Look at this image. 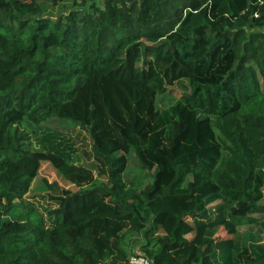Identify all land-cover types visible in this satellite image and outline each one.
I'll list each match as a JSON object with an SVG mask.
<instances>
[{"label": "trees", "instance_id": "obj_1", "mask_svg": "<svg viewBox=\"0 0 264 264\" xmlns=\"http://www.w3.org/2000/svg\"><path fill=\"white\" fill-rule=\"evenodd\" d=\"M65 1L0 0V264H264V0Z\"/></svg>", "mask_w": 264, "mask_h": 264}, {"label": "rangeland", "instance_id": "obj_2", "mask_svg": "<svg viewBox=\"0 0 264 264\" xmlns=\"http://www.w3.org/2000/svg\"><path fill=\"white\" fill-rule=\"evenodd\" d=\"M92 0H66L63 3L58 4H48L46 7V10L48 14L57 15L61 12H67L70 10L75 4L79 3L82 5H87V7L90 5ZM264 30V29H263ZM188 83L186 81H181L178 83H175L173 86H169V89L166 93L160 94L158 96L157 102L159 104L160 108H167L168 106L172 105L176 102L178 98H180L184 92L188 91ZM57 123V122H55ZM61 123L52 124L56 126H60ZM56 126H39L37 130V136L33 137L32 139V147L33 149H44L45 151L54 150L57 151L56 148L61 147V150H68L69 153L73 156V159L76 163H88L90 165H94V157H93V147H92V140L90 138L89 133L86 130L81 129L79 126L77 127H56ZM54 146V147H53ZM129 165L130 166H136V156L132 153L129 155ZM48 166H43L42 174H47L49 171ZM129 172V171H128ZM54 174V173H53ZM41 175V174H40ZM56 174L50 175V178L52 179L55 177ZM42 176V175H41ZM128 179L132 177V175L129 173H126L125 175ZM58 178V176L56 175ZM61 180V179H59ZM62 181V180H61ZM63 184H68L62 181ZM91 185H86L83 187V189L90 188ZM45 190L44 185L42 184V181L39 180L34 185V189L25 196L24 204L27 206L26 208H31L32 205L36 206L39 210L41 209V212L45 216V218H48L47 216V208H51V203H48L47 197L45 196H39L37 193L42 192ZM55 207V206H53ZM24 210L20 211V214L22 215ZM219 214L214 212V217L218 216ZM50 219V218H49ZM48 224H50V220H47ZM240 229L244 232L247 229H249L248 226H241ZM255 229V228H254ZM133 250L135 254H138L141 252L139 245L133 246Z\"/></svg>", "mask_w": 264, "mask_h": 264}, {"label": "built area", "instance_id": "obj_3", "mask_svg": "<svg viewBox=\"0 0 264 264\" xmlns=\"http://www.w3.org/2000/svg\"><path fill=\"white\" fill-rule=\"evenodd\" d=\"M127 264H152V262L143 254H134L130 256Z\"/></svg>", "mask_w": 264, "mask_h": 264}]
</instances>
